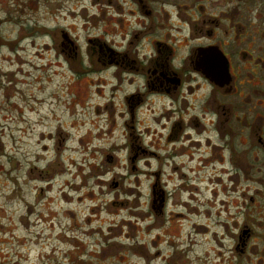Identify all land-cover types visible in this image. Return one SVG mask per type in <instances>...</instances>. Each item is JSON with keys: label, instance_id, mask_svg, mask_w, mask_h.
I'll return each mask as SVG.
<instances>
[{"label": "flooded vegetation", "instance_id": "af4514ba", "mask_svg": "<svg viewBox=\"0 0 264 264\" xmlns=\"http://www.w3.org/2000/svg\"><path fill=\"white\" fill-rule=\"evenodd\" d=\"M56 1L78 22L51 50L76 71L82 115L108 122L106 161L124 152L125 193L150 175L152 211L192 218L186 227L231 253L216 264H264V0ZM173 228L177 247L189 242ZM142 245L147 264L176 259Z\"/></svg>", "mask_w": 264, "mask_h": 264}, {"label": "rangeland", "instance_id": "374dc122", "mask_svg": "<svg viewBox=\"0 0 264 264\" xmlns=\"http://www.w3.org/2000/svg\"><path fill=\"white\" fill-rule=\"evenodd\" d=\"M72 7L0 0V264H104L108 257L106 264H147L142 244L175 256L173 264H216L220 251L231 257L186 227L192 218L173 223L152 211L150 175L125 193L135 174L124 152L115 147L114 161H106L108 122L93 128L82 115L76 71L51 50L60 28L77 26ZM174 226L189 242L177 247Z\"/></svg>", "mask_w": 264, "mask_h": 264}]
</instances>
